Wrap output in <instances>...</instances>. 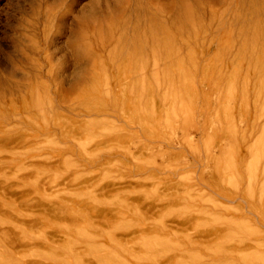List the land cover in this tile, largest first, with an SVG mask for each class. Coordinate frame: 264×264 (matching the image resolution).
<instances>
[{
  "label": "rangeland",
  "instance_id": "rangeland-1",
  "mask_svg": "<svg viewBox=\"0 0 264 264\" xmlns=\"http://www.w3.org/2000/svg\"><path fill=\"white\" fill-rule=\"evenodd\" d=\"M0 264H264V0H0Z\"/></svg>",
  "mask_w": 264,
  "mask_h": 264
},
{
  "label": "bare ground",
  "instance_id": "bare-ground-1",
  "mask_svg": "<svg viewBox=\"0 0 264 264\" xmlns=\"http://www.w3.org/2000/svg\"><path fill=\"white\" fill-rule=\"evenodd\" d=\"M140 43H141V42H139V44H140ZM157 43H158V42H157ZM141 46H142V44H141ZM156 50H157V49H155V51H156ZM155 51H154V52H155ZM156 52H157V51H156ZM156 55H159V52H157ZM156 57H157V56H156ZM141 59H142V58H141ZM140 62H141V61H140ZM80 63H81V62H80ZM78 68H80V67H78ZM78 68H77V70H79ZM80 69L82 70V68H80ZM77 77H78V75H77ZM83 77H84V76H83ZM75 78H76V77H75ZM78 78H79V77H78ZM68 83H69V82H68ZM20 85H21V84H20ZM11 87H13V86H11ZM18 88H19V87H18ZM3 91H4V90H3ZM15 91H16V90H15ZM18 91H19V90H18ZM66 92H67V91H66ZM63 93H64V92H63Z\"/></svg>",
  "mask_w": 264,
  "mask_h": 264
}]
</instances>
